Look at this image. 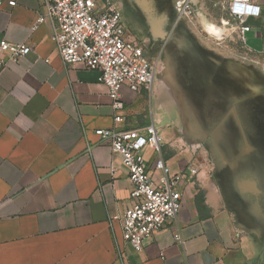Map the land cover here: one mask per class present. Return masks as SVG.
<instances>
[{
  "label": "crops",
  "instance_id": "1",
  "mask_svg": "<svg viewBox=\"0 0 264 264\" xmlns=\"http://www.w3.org/2000/svg\"><path fill=\"white\" fill-rule=\"evenodd\" d=\"M9 1L0 6V40L28 44L31 51L0 67V264H247L246 237L214 174L185 182L176 219L165 223L140 251L124 242L119 217L129 205L131 183L120 157L96 129L144 133L153 121L156 127L164 122L158 130L170 169L182 171L195 163L206 167L195 157L200 144L192 140V149L183 148L182 130L159 76L167 67L161 63L157 68L151 93L122 85V107L115 110L98 70L61 61L51 40L52 22L32 29L44 12L43 0H14V6ZM142 1V12L135 10L140 32L125 33L145 48L135 36L152 37L171 18L156 9L166 0ZM230 1L190 0L195 6V47L188 50L177 41L180 55L187 54L195 64L193 100L201 106L206 99L227 101L232 78L248 76L247 63L230 56L233 46L219 41L240 35ZM250 2L260 12L246 19L249 30L241 42L264 59V0ZM207 25L219 27L220 35L210 33ZM181 37L188 36L175 35ZM178 65L183 66L180 60ZM116 115L121 121H114ZM145 153L154 155L149 149Z\"/></svg>",
  "mask_w": 264,
  "mask_h": 264
},
{
  "label": "built area",
  "instance_id": "2",
  "mask_svg": "<svg viewBox=\"0 0 264 264\" xmlns=\"http://www.w3.org/2000/svg\"><path fill=\"white\" fill-rule=\"evenodd\" d=\"M8 4L14 6L15 1L10 0ZM43 5L44 12L37 15L32 29L46 20L52 22L51 40L61 61L65 65L98 70L113 109L122 107L119 96L122 85L134 92L144 89L151 93L157 60L147 59L144 45L126 36L117 6L105 0H43ZM177 7L180 19L193 17L190 0H179ZM229 11L239 24V38L243 40V33L249 30L246 19L258 16L260 7L250 0H231ZM30 51L28 44L0 40V67ZM114 121H121V117L116 115ZM94 133L120 157L127 170L131 183L129 205L119 221L124 242L140 251L147 239L165 223L176 219L182 206L185 182H197L199 176L205 174L204 169L195 163L173 172L162 156L163 136L154 121L144 133L115 127L98 128ZM191 146L188 148L192 149ZM146 149L152 151V158L146 155ZM173 236L181 243L177 232Z\"/></svg>",
  "mask_w": 264,
  "mask_h": 264
},
{
  "label": "rangeland",
  "instance_id": "3",
  "mask_svg": "<svg viewBox=\"0 0 264 264\" xmlns=\"http://www.w3.org/2000/svg\"><path fill=\"white\" fill-rule=\"evenodd\" d=\"M135 1L136 3H133L134 10L142 12V9L145 8L141 5L142 1ZM176 1L166 0L164 6L156 8L158 12H168L171 18L170 22L164 25L161 30L158 28L156 35L149 38L148 36H135V38L145 44L146 58L157 60L158 69L161 63L167 67L159 73V76H162L165 87L168 88L166 102L173 104L177 123L182 130L180 131L183 135L182 142L186 144V147L191 145L192 140H195L194 144H200V147L195 149V157L205 164L206 175L215 174L217 169L223 177L230 174L229 197L226 196V200L234 210L237 228L246 237L247 264H264V148L252 150L248 155L243 154L245 151L238 152L235 142L239 141V130L235 124L233 126L236 128L232 126L228 130H217L215 138L213 137L216 126L213 123L216 124L229 113L231 103L230 101H221L211 104V101H204L201 106L200 102L193 100L195 86L192 84L191 77L195 73V64L191 58L187 59V54L180 55L177 50L179 46L177 41L181 42L179 43L181 46H187L188 50L195 47V38L192 37L195 35L196 29L195 17L180 19L174 6ZM193 10H195V6H193ZM130 31L135 32L132 29ZM179 32L188 37L175 38ZM163 33L167 35L163 36ZM219 41L233 46V52L230 55L232 59L236 61L242 59L247 63L249 73L257 79L256 88L264 91V59L246 51L242 46L241 39L236 36L226 37ZM177 59L183 66L178 65ZM249 94L252 95L248 96L247 101L238 106V112L241 115L239 120L249 142L259 143L262 141L264 144V132L258 134L260 132L256 130V125L260 120L264 121V118L258 116L256 112L258 109H263L264 98L255 97L254 93ZM173 97H176L177 100L173 101ZM212 105L215 107L211 108ZM205 107L210 111V118L204 116ZM163 125L166 126L164 122L160 123L157 126L158 129ZM235 179H237V183L257 182V191L245 189L244 182L242 184L243 191H240Z\"/></svg>",
  "mask_w": 264,
  "mask_h": 264
},
{
  "label": "water",
  "instance_id": "4",
  "mask_svg": "<svg viewBox=\"0 0 264 264\" xmlns=\"http://www.w3.org/2000/svg\"><path fill=\"white\" fill-rule=\"evenodd\" d=\"M257 83H258L257 79H255L254 76L251 73H249V71H248L247 79H245V77H242V80L240 81L239 76H235V78H232L231 87H230L231 94L227 96L228 97L227 101H230L231 103L230 111L225 117L220 119L215 124L216 126L214 128V133H213V137L215 138V133L217 130H220V129L228 130L229 128L233 126V124H235L237 126V129L239 130V139H238L239 141L235 142V147L236 149H238V152L245 151V153H243L244 155L250 154L252 150H261L264 148V144L262 141H260L259 143L258 142L252 143L247 140V134L243 126L240 123V120H239L240 116L238 112V106L241 103H245L247 101L248 96L252 95L249 93H254L255 97L260 96L264 98L263 89H258L255 86V84ZM256 112L258 116L264 118V107L263 109L256 110ZM256 128H257L256 130L260 132V133L258 132L257 133L262 134L264 132V121L260 120V122L256 125ZM235 180L237 183V179ZM243 182L237 183L240 191H243V187L245 189L247 188L255 189L257 191V187H256L257 182H252V183L244 182V184ZM242 184H243V187H242Z\"/></svg>",
  "mask_w": 264,
  "mask_h": 264
},
{
  "label": "flooded vegetation",
  "instance_id": "5",
  "mask_svg": "<svg viewBox=\"0 0 264 264\" xmlns=\"http://www.w3.org/2000/svg\"><path fill=\"white\" fill-rule=\"evenodd\" d=\"M105 1H107L111 4H114L115 6H117L120 9L121 20H122V23H123L125 29H129V30L132 29V31L134 30L136 33L140 32V31H138L139 30L137 27L138 24L136 23V20H135L136 19V12H135L134 7H133V3H136L135 0H105ZM178 1L179 0H177L174 4L176 11H178V7H177ZM182 20H184V19H182ZM204 101H211V104L212 103L217 104L216 101L213 102L210 99L209 100L206 99ZM213 107H215V105L211 106V108H213ZM204 114L207 117H210V111H209V109H207V107H205ZM214 176L217 179L219 185L221 186V190L224 192V194L226 196L229 197L228 181L230 180V177H231L230 174H229V176L227 175L226 177H223V175L220 174V172L217 169Z\"/></svg>",
  "mask_w": 264,
  "mask_h": 264
},
{
  "label": "bare ground",
  "instance_id": "6",
  "mask_svg": "<svg viewBox=\"0 0 264 264\" xmlns=\"http://www.w3.org/2000/svg\"><path fill=\"white\" fill-rule=\"evenodd\" d=\"M142 1V0H141ZM143 2V1H142ZM207 30L212 33V34H215V35H220L221 31H220V28L215 26V25H207ZM263 71H264V68H263Z\"/></svg>",
  "mask_w": 264,
  "mask_h": 264
},
{
  "label": "trees",
  "instance_id": "7",
  "mask_svg": "<svg viewBox=\"0 0 264 264\" xmlns=\"http://www.w3.org/2000/svg\"><path fill=\"white\" fill-rule=\"evenodd\" d=\"M202 196V192L201 190L198 191L197 195L195 196V204L198 206L199 205V201L201 199Z\"/></svg>",
  "mask_w": 264,
  "mask_h": 264
}]
</instances>
